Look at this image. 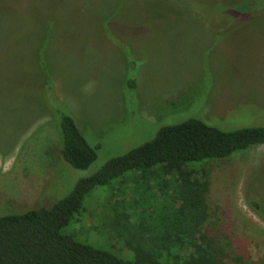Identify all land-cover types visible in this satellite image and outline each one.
Masks as SVG:
<instances>
[{
  "label": "rangeland",
  "instance_id": "1",
  "mask_svg": "<svg viewBox=\"0 0 264 264\" xmlns=\"http://www.w3.org/2000/svg\"><path fill=\"white\" fill-rule=\"evenodd\" d=\"M49 85L48 96L99 145L86 169L63 159ZM184 117L227 129L264 125V0H0V215L52 207L109 159ZM208 169L204 233L225 264H256L264 144ZM133 172L93 189L63 232L134 261L139 225L158 226L179 203L161 188L152 196Z\"/></svg>",
  "mask_w": 264,
  "mask_h": 264
},
{
  "label": "trees",
  "instance_id": "2",
  "mask_svg": "<svg viewBox=\"0 0 264 264\" xmlns=\"http://www.w3.org/2000/svg\"><path fill=\"white\" fill-rule=\"evenodd\" d=\"M42 70L47 75L44 65ZM134 85L132 81L130 86ZM47 87L45 99L61 135L63 159L76 169H86L97 159L99 145L89 143L68 106L49 97L52 86ZM184 118L165 123L151 140L109 159L52 207L0 215V264H161L163 258L168 264H225L214 239L204 233L210 217L208 164L264 144V125L227 129L200 118ZM133 171L152 196L161 188L162 194L179 203L158 220V226L139 225L136 232L143 236L133 246L134 261L63 232L93 189ZM256 264H264V257Z\"/></svg>",
  "mask_w": 264,
  "mask_h": 264
}]
</instances>
